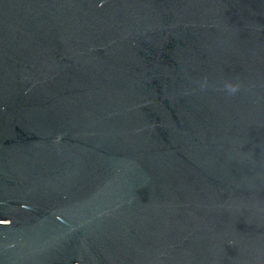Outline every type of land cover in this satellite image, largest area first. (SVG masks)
I'll return each mask as SVG.
<instances>
[{
  "label": "water",
  "instance_id": "obj_1",
  "mask_svg": "<svg viewBox=\"0 0 264 264\" xmlns=\"http://www.w3.org/2000/svg\"><path fill=\"white\" fill-rule=\"evenodd\" d=\"M0 264H264V0H0Z\"/></svg>",
  "mask_w": 264,
  "mask_h": 264
}]
</instances>
